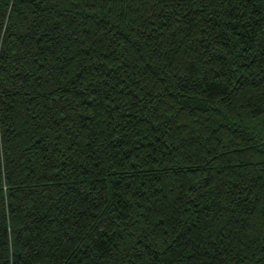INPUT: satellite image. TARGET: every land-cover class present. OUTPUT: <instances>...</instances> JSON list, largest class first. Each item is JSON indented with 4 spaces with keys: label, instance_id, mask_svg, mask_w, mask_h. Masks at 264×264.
<instances>
[{
    "label": "trees",
    "instance_id": "trees-1",
    "mask_svg": "<svg viewBox=\"0 0 264 264\" xmlns=\"http://www.w3.org/2000/svg\"><path fill=\"white\" fill-rule=\"evenodd\" d=\"M0 264H264V0H0Z\"/></svg>",
    "mask_w": 264,
    "mask_h": 264
}]
</instances>
